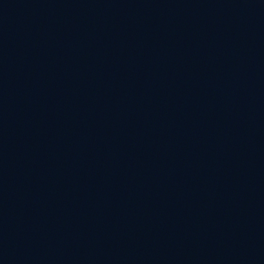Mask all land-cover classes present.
Here are the masks:
<instances>
[{
    "label": "water",
    "instance_id": "obj_1",
    "mask_svg": "<svg viewBox=\"0 0 264 264\" xmlns=\"http://www.w3.org/2000/svg\"><path fill=\"white\" fill-rule=\"evenodd\" d=\"M0 264H264V0H0Z\"/></svg>",
    "mask_w": 264,
    "mask_h": 264
}]
</instances>
